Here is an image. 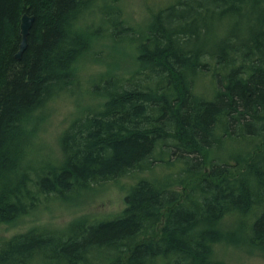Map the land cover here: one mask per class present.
<instances>
[{"label":"trees","instance_id":"16d2710c","mask_svg":"<svg viewBox=\"0 0 264 264\" xmlns=\"http://www.w3.org/2000/svg\"><path fill=\"white\" fill-rule=\"evenodd\" d=\"M23 14L34 21L16 58ZM136 27L121 0H0V225L135 177L112 219L1 239L0 264H223L217 243L264 249V154L241 168L237 152L212 155L227 140L264 143V0H171ZM102 46L134 52L133 69L113 60L89 77L94 102L77 104L48 155L41 126ZM207 75L211 97L196 92ZM226 218L249 233L224 231Z\"/></svg>","mask_w":264,"mask_h":264},{"label":"rangeland","instance_id":"374dc122","mask_svg":"<svg viewBox=\"0 0 264 264\" xmlns=\"http://www.w3.org/2000/svg\"><path fill=\"white\" fill-rule=\"evenodd\" d=\"M171 0H121V6L125 16L133 26L142 28L148 24L151 18V11H156L159 7L169 3ZM215 22L210 24L211 30L215 29ZM136 27V28H137ZM105 47H99L96 51L97 59H93L80 72L82 81V89L79 94L60 96L52 105L53 108L49 111L50 115L41 126V145L44 146L45 152L48 151L53 157L60 154L59 150V135L67 126L74 114L79 108L85 104L94 102L86 96L85 91L89 86V77L98 73H102L106 64H114L118 62L119 71L124 70L123 75L129 74L133 69V59L135 53L127 50H120L116 56L114 54L103 55ZM101 51V54H99ZM118 71V72H119ZM87 79V80H86ZM88 81V82H87ZM213 87L209 75L207 78H200L197 81L196 92L201 95L211 97L210 90ZM229 142L225 141L222 147L216 148V153L212 154L214 158H223L225 161H230L235 156L243 157L240 160L237 168L243 167L251 158L255 159L258 152L264 154V143L256 141L253 146L250 141ZM261 143V144H260ZM241 153V154H240ZM236 154V155H237ZM236 168V169H237ZM178 170V167H176ZM169 168L155 167V173L166 174L167 172L176 171ZM232 174L235 170H231ZM135 180L134 176H124L118 180L108 181L99 184H93L87 189H81L69 195V198L64 200H56L53 197L43 199L40 207L31 212L28 216L22 217L10 224L0 225V240L9 238L15 234L25 232L31 228H49V229H65L71 223L82 218L89 219H112L113 216L119 214L125 207L124 198L128 188ZM181 190V187L176 188ZM250 224L251 222H246ZM224 231H234L237 236L249 233V226L245 223L235 225V221L231 218L223 220ZM214 257L217 262L223 264H264V249L259 250L246 247L240 244H231L226 241L217 243L214 249ZM44 263V262H43Z\"/></svg>","mask_w":264,"mask_h":264},{"label":"water","instance_id":"95a60500","mask_svg":"<svg viewBox=\"0 0 264 264\" xmlns=\"http://www.w3.org/2000/svg\"><path fill=\"white\" fill-rule=\"evenodd\" d=\"M33 21H34L33 16L23 14L21 17L20 25H19V33L21 36V41L19 44L18 52L16 53V58H20L22 53L27 48V38L30 32V29L32 27Z\"/></svg>","mask_w":264,"mask_h":264}]
</instances>
